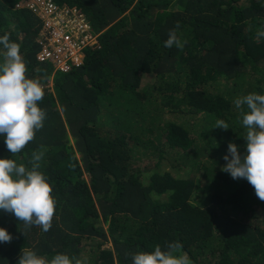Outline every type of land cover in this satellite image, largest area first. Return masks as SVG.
Returning a JSON list of instances; mask_svg holds the SVG:
<instances>
[{
	"label": "trees",
	"instance_id": "16d2710c",
	"mask_svg": "<svg viewBox=\"0 0 264 264\" xmlns=\"http://www.w3.org/2000/svg\"><path fill=\"white\" fill-rule=\"evenodd\" d=\"M30 1L0 0V36L19 44L26 77L44 85L46 119L14 157L0 138V159L31 168L43 152L57 203L47 233L0 211L13 237L0 264H17L23 249L132 264L175 242L191 264H264V201L221 171L230 142L246 151L247 109L236 99L264 94V0H52L96 36L66 72L39 58ZM173 29L182 49L164 47ZM4 54L0 46V62Z\"/></svg>",
	"mask_w": 264,
	"mask_h": 264
},
{
	"label": "clouds",
	"instance_id": "9594fccd",
	"mask_svg": "<svg viewBox=\"0 0 264 264\" xmlns=\"http://www.w3.org/2000/svg\"><path fill=\"white\" fill-rule=\"evenodd\" d=\"M179 27L177 23L176 29ZM176 29L169 31L164 41L165 48L184 47ZM257 36L264 37V31H259ZM0 46L5 50L0 62V138L14 157L44 127L46 111L38 102L42 101L45 91L41 80L26 77V62L20 55L19 44L11 42L10 37L4 34L0 36ZM39 47L41 59L42 49ZM235 106H246L247 109L242 113V124L247 129L244 137L246 151L241 155L239 146L230 142L227 155L223 157L227 163L221 171L230 174L233 180L245 179L254 188L256 196L264 201V94H247L236 99ZM215 128L230 129L224 120H217ZM43 157V152L33 153L31 168L18 165L14 159H0V211L11 213L26 226H37L47 233L52 226L57 202L47 176L40 170ZM12 239L9 232L0 227V244ZM182 248L179 242L166 245V249L157 245L152 252L134 254L132 264H191ZM17 264H73V259L58 253L49 261L31 249H23Z\"/></svg>",
	"mask_w": 264,
	"mask_h": 264
},
{
	"label": "built area",
	"instance_id": "2783aa9c",
	"mask_svg": "<svg viewBox=\"0 0 264 264\" xmlns=\"http://www.w3.org/2000/svg\"><path fill=\"white\" fill-rule=\"evenodd\" d=\"M28 8L42 21L38 41L41 59L60 72L83 60L84 50L95 42L96 36L82 14L58 9L52 0H32Z\"/></svg>",
	"mask_w": 264,
	"mask_h": 264
},
{
	"label": "rangeland",
	"instance_id": "374dc122",
	"mask_svg": "<svg viewBox=\"0 0 264 264\" xmlns=\"http://www.w3.org/2000/svg\"><path fill=\"white\" fill-rule=\"evenodd\" d=\"M166 122H171L170 117L165 119V123H166ZM147 164H151V162H149V163H147ZM160 171H162V170H160ZM162 172H164V171H162ZM175 174L178 175V176H181V175H185L186 172L178 171V172H176Z\"/></svg>",
	"mask_w": 264,
	"mask_h": 264
}]
</instances>
